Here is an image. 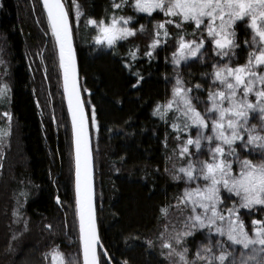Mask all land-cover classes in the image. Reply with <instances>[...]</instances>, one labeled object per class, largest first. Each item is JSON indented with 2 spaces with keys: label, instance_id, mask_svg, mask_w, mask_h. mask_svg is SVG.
<instances>
[{
  "label": "trees",
  "instance_id": "1",
  "mask_svg": "<svg viewBox=\"0 0 264 264\" xmlns=\"http://www.w3.org/2000/svg\"><path fill=\"white\" fill-rule=\"evenodd\" d=\"M79 4L84 15L79 24L73 23V38L92 136L102 245L112 264L124 260L170 264L161 234L176 212L181 184L172 179L170 167L182 141L175 139L171 128L174 110L168 112L166 122L155 109L168 101L177 74L192 87L209 78V67L195 60L175 67L173 53L181 30L174 26H169L166 44L162 42L154 51L150 48L156 21L170 18L162 12L151 17L139 13L134 0H126L120 9L112 7L113 0H79ZM112 13L132 16L130 26L139 29L142 24L145 31L138 30L113 48L98 45V30L87 20L93 17L109 23ZM70 16L74 19L72 9ZM193 30V24H184L186 39L197 38L199 33L193 36ZM236 31L240 47L234 50L238 59L233 58V66L246 63L249 52L243 41L254 34L250 24L246 27L243 22H237ZM204 36L209 39L207 33ZM0 41L6 48L11 85L10 96L0 100V128L7 126L1 118L8 113L6 120L17 126L20 138L17 159L10 152L0 153V264H51V253L57 247L70 261L80 255L71 129L57 53L40 0H3ZM148 51H153L152 57L146 55ZM37 61L45 62L43 68L52 77L50 109L38 107L33 90L32 64ZM137 73L143 81L138 82ZM201 73L209 75L202 77ZM200 96L205 94L200 92ZM93 106L95 117L91 116ZM242 218L249 229L253 220L264 216ZM201 238L202 232H197L185 239L190 254Z\"/></svg>",
  "mask_w": 264,
  "mask_h": 264
},
{
  "label": "snow or ice",
  "instance_id": "2",
  "mask_svg": "<svg viewBox=\"0 0 264 264\" xmlns=\"http://www.w3.org/2000/svg\"><path fill=\"white\" fill-rule=\"evenodd\" d=\"M124 3L126 0L121 3L113 0L112 7L120 9ZM0 6H3V0H0ZM43 6L47 9L51 31L59 43L64 88L75 126V184L82 241V258L77 254L66 261L58 247L51 255L56 264H109L112 257L108 250L98 248L102 241L94 205L89 116L78 83L73 38V23L79 24L84 13L79 0H72L70 5L67 0H43ZM133 7L150 17L157 11L170 17L156 21L150 45L153 51L162 42L167 43L169 26L181 30L173 64L179 66L191 58H203L205 52L202 50L206 44L216 56L227 58L224 63L213 61L214 71L210 87L206 89V99L199 95L202 84L188 87L177 74L172 98L155 109V114L166 122L168 112L174 110L171 128L175 130V139L182 141L179 155L199 157L188 159L187 165L173 174L174 180L184 179L189 185L196 184L194 188L186 187L177 199L176 207L187 205L191 214L183 221V232L177 231L173 239L184 245L185 238L194 237L197 230H206L204 235L209 241L207 244L201 242L194 252L195 258L190 259L188 247L177 251L169 240L164 245L169 250L168 257H179L174 264H264V219L251 222L254 234H250L240 215L241 209L251 210L257 206L264 213V0H134ZM70 9L75 13L74 19L70 16ZM132 20V16L117 17L112 13L110 23L93 17H89L87 23L98 30L95 37L98 45L113 48L118 41L135 36L138 30L145 31L142 24L139 29L130 26ZM237 22H243L246 27L250 24L254 34L251 41L247 37L243 41L250 48L246 63L233 66V58H237L234 50L240 47L236 40ZM186 23L194 25L191 35L199 33L197 38H185L183 26ZM204 33L209 39H205ZM153 51L146 55L152 57ZM130 55L132 59L136 58L135 52ZM137 76L138 82L144 80L139 73ZM194 88L196 94H193ZM7 91V84L0 87V98H4ZM253 93L255 100L250 99ZM198 104L203 105V111ZM253 112L258 113L259 125L250 123ZM91 116L95 117L94 106ZM99 127L97 121V131ZM242 152L246 154L242 155ZM253 153H258L259 158H249ZM222 190H226L224 195ZM225 199L230 202V207L225 205ZM168 213L169 209L165 208L164 214ZM213 233L218 237L226 236L231 243H225L223 239L212 243ZM148 243L152 245V241ZM238 246L249 250L250 254L234 251ZM121 264L129 262L124 260Z\"/></svg>",
  "mask_w": 264,
  "mask_h": 264
},
{
  "label": "rangeland",
  "instance_id": "3",
  "mask_svg": "<svg viewBox=\"0 0 264 264\" xmlns=\"http://www.w3.org/2000/svg\"><path fill=\"white\" fill-rule=\"evenodd\" d=\"M1 8V6H0ZM110 23V21H109ZM251 37L250 36V40L251 41ZM254 47V45H253ZM245 50H247L248 52L250 51V48L248 46L245 45ZM5 47H4V42L0 41V87H3L4 84L8 85V91L5 97H9L10 96V73H9V61L7 60V54L5 52ZM203 52H205V55L203 56V58H201L200 56L196 57V58H192V60H188L185 61L184 63L181 62V64L179 66L175 65L176 68H181L185 63L189 62V61H193L195 60L198 63H205V65H208L210 73L212 74L214 69H213V61H220L221 63H224L227 61L226 58H221L219 56L213 55L214 53L212 52V49H210L209 47H205L204 50H202ZM38 60H41L38 58ZM44 60V59H43ZM45 61V60H44ZM37 64H32V81H33V90L34 93L37 97V104L38 107L41 110H45V108H51L52 106V102L50 100V96H51V89H52V77H50V74L47 73L46 69L44 70L42 64V62L37 61ZM199 63V64H200ZM233 64H234V60H233ZM46 66V65H45ZM211 74L209 75V78H207L203 83V88L199 91V95L200 92H203L205 94L204 99H206L207 97V91L206 89H208L210 87L211 84ZM176 83V80H174V82L171 84V89H170V94L168 96V100H170L172 98V94H173V87ZM188 86V85H187ZM189 87V86H188ZM193 94H196V89H193ZM4 97V98H5ZM2 98H0L1 100ZM250 99L255 100V96L254 93L250 96ZM46 101L50 102V105H48L46 103ZM210 103V102H209ZM47 106V107H46ZM198 107H200L201 111H203V105L198 104ZM258 117V113L253 112L251 115V119H250V123L252 124H257L259 125L260 121L257 118ZM10 119V117L8 118V116L2 117L1 120L4 122H6L7 126L5 125V128H0V153H4V152H10L13 156H18V153H20V148H19V132L17 129V126L12 123L11 120H6ZM209 134H211V132L209 131ZM179 147L180 144L177 147V151L175 153V156L173 157L172 161H171V167H170V173L173 179V174L177 173L179 168L181 166H186L187 165V161L188 159H192V158H196L198 159V156H193V157H181L179 155ZM246 153L242 152V155H244ZM207 158V157H205ZM249 158L256 160L259 158L258 153H253L251 156H249ZM186 163V164H185ZM174 180V179H173ZM176 183H180L181 184V188H180V192H179V197L183 195V190L186 187H196L195 183H192L191 185H189L184 179H181L179 181L174 180ZM226 190H222V195H224ZM234 195V194H233ZM237 201L239 200V198H236ZM177 202L175 204V208H176V212L174 215H172L170 222H168L167 226L165 227V232L162 236V247L165 250L166 254L168 253V249L166 247H164V245L171 240L173 243V247L175 249H177V251L181 250L182 247H184V245H179L176 243V241L173 239V237L175 236V233L178 232H183L184 228H183V221L186 219L187 215L191 214V209L187 207V205H181L180 208L178 209L176 207ZM225 205H227L228 207L231 206L230 202L227 201V199H225ZM224 206L222 205V208ZM198 211H201L200 209H198ZM247 212V214H246ZM240 215L243 216H252V218H256L257 216H264V213L259 211V206H257V208L251 209V210H245V209H241L240 210ZM254 221V220H253ZM249 232L250 234H254L253 232V226L249 227ZM206 230H197V232H202V238L201 240L196 244L195 249L193 250V253L190 254L189 252V258L190 259H194V252L196 250V248H198L201 244V242L207 244L209 241L206 239L204 233ZM186 239V238H185ZM219 239H223L225 241V243H231L227 240V237H218L215 233H213V240L212 243H216L217 240ZM215 250V249H214ZM234 251H239L240 253H245V254H250L249 250L243 249L242 246H238L237 248L233 249ZM192 255V256H191ZM168 257V255H167ZM179 259V257L173 255L171 258L168 257V260L170 262V264H174L175 261H177ZM51 264H56V261L53 259V256H51Z\"/></svg>",
  "mask_w": 264,
  "mask_h": 264
},
{
  "label": "water",
  "instance_id": "4",
  "mask_svg": "<svg viewBox=\"0 0 264 264\" xmlns=\"http://www.w3.org/2000/svg\"><path fill=\"white\" fill-rule=\"evenodd\" d=\"M40 3L42 5V9H43L44 15H45V17L47 19V9L43 6V0H40ZM47 22H48V20H47ZM48 26H49L50 34H51V36L53 38L54 46H55L56 53H57L59 69H60L62 93H63V98H64L66 112H67L68 119H69L70 129H71V141H72V153H73V180H74L73 192H74V200H75L76 215H77V222H78V232H79V206H78V194H77V191H76V184H75V126L72 123L71 109L68 107L67 91L64 88L63 69L60 66V60H59V43L56 40L55 35L51 31V27H50L49 23H48ZM74 47H75V43H74ZM75 53H76V60H77V67H78V83H79V85L81 87L80 72H79V64H78V56H77L76 47H75ZM81 93H82V89H81ZM82 99H83V94H82ZM83 101H84V99H83ZM85 110H86V106H85ZM86 113H87V110H86ZM89 127H90V122H89ZM90 146H91L92 157H93L92 163H93L94 205H95L96 218H97L96 187H95V166H94V155H93V144H92L91 130H90ZM97 224H98V220H97ZM98 230H99V227H98ZM99 235H100V232H99ZM100 240H101V238H100ZM79 243H80V257L82 258V241L80 240V234H79ZM98 248H104V247H103V245H100V246H98ZM109 264H112L111 261H109Z\"/></svg>",
  "mask_w": 264,
  "mask_h": 264
}]
</instances>
